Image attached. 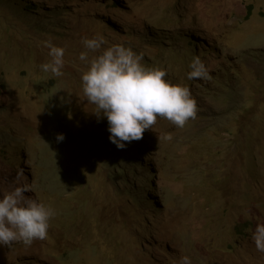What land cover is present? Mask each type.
<instances>
[{"label": "rangeland", "instance_id": "1", "mask_svg": "<svg viewBox=\"0 0 264 264\" xmlns=\"http://www.w3.org/2000/svg\"><path fill=\"white\" fill-rule=\"evenodd\" d=\"M97 33L186 85L195 118L111 143L81 85ZM194 56L208 79H187ZM23 184L56 215L0 264H264V0H0V194Z\"/></svg>", "mask_w": 264, "mask_h": 264}, {"label": "clouds", "instance_id": "2", "mask_svg": "<svg viewBox=\"0 0 264 264\" xmlns=\"http://www.w3.org/2000/svg\"><path fill=\"white\" fill-rule=\"evenodd\" d=\"M81 44L84 51L78 59L87 64L81 74L83 95L95 106L93 113L107 119L109 140L118 149H124L125 142L142 139L158 117L177 128L195 118L196 101L190 89L165 79V69L142 63L143 53L119 43L105 46L106 38L100 33L82 39ZM44 46L50 59L39 66L41 71L62 76L66 49L51 41H45ZM89 53L95 55L90 57ZM189 69V80L209 78L199 56L192 58ZM56 138L62 141L64 136L57 134ZM171 138L170 133L158 136L159 141ZM31 190L28 184H23L0 194V246L11 247L17 242L30 246L34 240L47 237L50 220L56 212L51 206L27 196ZM251 238L256 250L264 252V224L256 225ZM179 264H191L190 257L181 256Z\"/></svg>", "mask_w": 264, "mask_h": 264}, {"label": "trees", "instance_id": "3", "mask_svg": "<svg viewBox=\"0 0 264 264\" xmlns=\"http://www.w3.org/2000/svg\"><path fill=\"white\" fill-rule=\"evenodd\" d=\"M250 10H251V8H250Z\"/></svg>", "mask_w": 264, "mask_h": 264}]
</instances>
